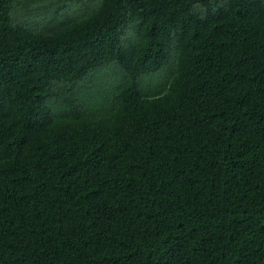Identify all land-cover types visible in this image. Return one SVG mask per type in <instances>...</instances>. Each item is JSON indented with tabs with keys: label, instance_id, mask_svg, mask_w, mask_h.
Here are the masks:
<instances>
[{
	"label": "trees",
	"instance_id": "obj_1",
	"mask_svg": "<svg viewBox=\"0 0 264 264\" xmlns=\"http://www.w3.org/2000/svg\"><path fill=\"white\" fill-rule=\"evenodd\" d=\"M0 264H264V0H0Z\"/></svg>",
	"mask_w": 264,
	"mask_h": 264
}]
</instances>
